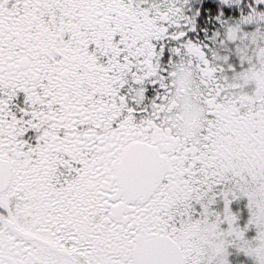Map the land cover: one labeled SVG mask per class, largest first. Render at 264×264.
<instances>
[{
  "label": "snow or ice",
  "instance_id": "1",
  "mask_svg": "<svg viewBox=\"0 0 264 264\" xmlns=\"http://www.w3.org/2000/svg\"><path fill=\"white\" fill-rule=\"evenodd\" d=\"M0 264H264V0H0Z\"/></svg>",
  "mask_w": 264,
  "mask_h": 264
}]
</instances>
